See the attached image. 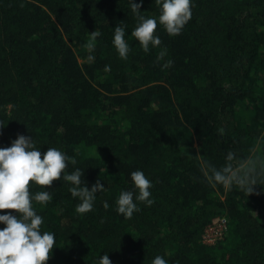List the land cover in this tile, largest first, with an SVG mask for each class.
<instances>
[{
	"label": "trees",
	"instance_id": "obj_1",
	"mask_svg": "<svg viewBox=\"0 0 264 264\" xmlns=\"http://www.w3.org/2000/svg\"><path fill=\"white\" fill-rule=\"evenodd\" d=\"M141 11L158 16L159 6L144 0ZM116 25L127 26V59L112 44ZM136 25L129 0H0V147L32 136L41 158L59 148L76 159L69 172L79 167L89 187L105 185L84 214L63 180L47 204L33 201L42 230L55 233L46 264H97L105 252L112 264L156 255L168 264H264V0H194L181 33L158 24L161 44L148 52ZM137 169L154 202L137 201L125 218L115 201L133 190ZM221 216L225 236L203 243Z\"/></svg>",
	"mask_w": 264,
	"mask_h": 264
},
{
	"label": "clouds",
	"instance_id": "obj_2",
	"mask_svg": "<svg viewBox=\"0 0 264 264\" xmlns=\"http://www.w3.org/2000/svg\"><path fill=\"white\" fill-rule=\"evenodd\" d=\"M144 0H129L132 12L137 17V25L132 29V35L139 42L141 48L148 52L150 45L157 47L161 44L160 36L156 33L157 25L163 26L170 35L181 33L192 16L194 0H155L159 6L158 16L142 15L141 5ZM126 25H116L112 44L118 55L128 58L130 47L125 39ZM91 41L87 47L89 51L95 48L94 41L100 32H90ZM165 55L162 50L157 60ZM89 60L95 57L89 55ZM171 61L164 66H170ZM107 67V66H106ZM0 121V129L5 127ZM32 136L18 134L8 147H0V210L14 209L12 212L0 213V264H46L56 243L55 233L42 230L44 217L33 207V201L47 204L51 199L48 190L54 180H63L68 184V191L78 200L77 213L84 214L92 210L96 195L105 188L100 179L91 187L83 179L84 169L76 167L68 171L69 164H76V159L56 147H48L43 152L36 147ZM133 190H121L117 197L116 211L125 218H131L134 211H139L137 201L146 206L153 204L151 198L152 181L140 169L130 174ZM216 179L223 180L220 172H216ZM238 185L247 193L253 192L252 184L238 181ZM35 186H44V190L32 192ZM105 207H108L105 202ZM97 264H112L108 252L97 258ZM151 264H168L163 255H156Z\"/></svg>",
	"mask_w": 264,
	"mask_h": 264
},
{
	"label": "built area",
	"instance_id": "obj_3",
	"mask_svg": "<svg viewBox=\"0 0 264 264\" xmlns=\"http://www.w3.org/2000/svg\"><path fill=\"white\" fill-rule=\"evenodd\" d=\"M228 231V220L225 216L218 217L210 224L203 235V243L213 245L221 240Z\"/></svg>",
	"mask_w": 264,
	"mask_h": 264
},
{
	"label": "rangeland",
	"instance_id": "obj_4",
	"mask_svg": "<svg viewBox=\"0 0 264 264\" xmlns=\"http://www.w3.org/2000/svg\"><path fill=\"white\" fill-rule=\"evenodd\" d=\"M81 61H82V59H81ZM259 147H261V145Z\"/></svg>",
	"mask_w": 264,
	"mask_h": 264
}]
</instances>
